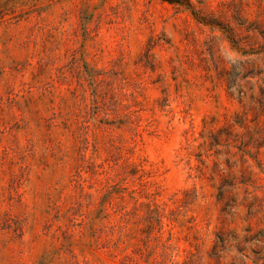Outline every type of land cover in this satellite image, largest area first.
<instances>
[{"label":"rangeland","instance_id":"obj_1","mask_svg":"<svg viewBox=\"0 0 264 264\" xmlns=\"http://www.w3.org/2000/svg\"><path fill=\"white\" fill-rule=\"evenodd\" d=\"M0 264H264V0H0Z\"/></svg>","mask_w":264,"mask_h":264},{"label":"trees","instance_id":"obj_2","mask_svg":"<svg viewBox=\"0 0 264 264\" xmlns=\"http://www.w3.org/2000/svg\"><path fill=\"white\" fill-rule=\"evenodd\" d=\"M170 2H174V0H169Z\"/></svg>","mask_w":264,"mask_h":264}]
</instances>
